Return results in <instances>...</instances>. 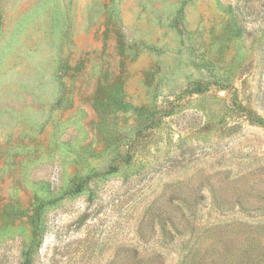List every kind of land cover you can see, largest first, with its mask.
Segmentation results:
<instances>
[{"label": "rangeland", "instance_id": "obj_1", "mask_svg": "<svg viewBox=\"0 0 264 264\" xmlns=\"http://www.w3.org/2000/svg\"><path fill=\"white\" fill-rule=\"evenodd\" d=\"M264 264V0H0V264Z\"/></svg>", "mask_w": 264, "mask_h": 264}, {"label": "trees", "instance_id": "obj_2", "mask_svg": "<svg viewBox=\"0 0 264 264\" xmlns=\"http://www.w3.org/2000/svg\"><path fill=\"white\" fill-rule=\"evenodd\" d=\"M36 236L31 240L29 247L26 250H23V262L22 264H32L33 257L32 254L35 250Z\"/></svg>", "mask_w": 264, "mask_h": 264}]
</instances>
